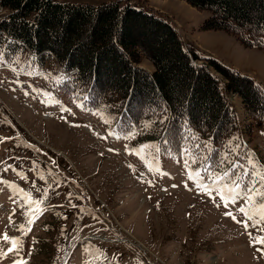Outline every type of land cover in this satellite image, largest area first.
Returning <instances> with one entry per match:
<instances>
[{
	"label": "rangeland",
	"instance_id": "obj_1",
	"mask_svg": "<svg viewBox=\"0 0 264 264\" xmlns=\"http://www.w3.org/2000/svg\"><path fill=\"white\" fill-rule=\"evenodd\" d=\"M129 2L167 19L189 51L241 60L264 81V51L224 29H204L209 11L186 0ZM7 11L0 6V18ZM130 21L127 36L150 52L162 31ZM13 62L0 56V237L10 238L0 239V264H264V244L253 239L264 237V220L239 211L264 205L259 197L245 201L243 190L264 170V122L240 94L225 92L241 129L226 166L217 169L204 153L160 154L152 119L127 128L106 106L88 109L60 92L49 65L38 71L25 59ZM134 64L154 71L144 56ZM101 76L114 80L102 65ZM237 177L241 187L229 193Z\"/></svg>",
	"mask_w": 264,
	"mask_h": 264
},
{
	"label": "trees",
	"instance_id": "obj_2",
	"mask_svg": "<svg viewBox=\"0 0 264 264\" xmlns=\"http://www.w3.org/2000/svg\"><path fill=\"white\" fill-rule=\"evenodd\" d=\"M186 1L209 11L204 29H224L264 51V0ZM0 6L8 9L0 18L3 62L25 59L38 71L49 65L60 77V92L84 99L89 109L106 106L127 128L152 119L164 156L204 153L212 168L226 166L238 128L226 91L240 94L255 120L264 122V88L212 56L187 50L174 26L152 10L129 0H0ZM131 19L162 31L150 52L127 36ZM142 56L154 65L152 73L134 64ZM101 65L113 71V81L101 79Z\"/></svg>",
	"mask_w": 264,
	"mask_h": 264
},
{
	"label": "snow or ice",
	"instance_id": "obj_3",
	"mask_svg": "<svg viewBox=\"0 0 264 264\" xmlns=\"http://www.w3.org/2000/svg\"><path fill=\"white\" fill-rule=\"evenodd\" d=\"M261 43H264V41H261ZM250 163H252V162L250 161ZM237 167H239V165H237ZM225 175H227V173H225ZM243 175H251V173L250 172L243 173ZM258 175H259V180L255 184L251 185L250 187L245 186V188L243 189L247 193V195L244 197L245 201H252L256 197H259L261 200H264V170H262ZM190 178H191V174H190ZM222 179H223V177L218 176L216 178L215 182H219ZM240 187L241 186L239 184V177H237L235 180L232 181V186L230 188H228V192L229 193L236 192V190L239 189ZM217 191L221 195V199L225 200V207H227V199H226L224 193L221 192L220 189H217ZM231 199L233 202H235V196H232ZM37 203H39V201H37ZM239 211L245 217H248L249 219H251L252 215L258 214L261 216V219L264 220V205H261V210L259 212H255V213H250L245 207H240ZM225 214L228 216H231V218L233 220L236 219V217L232 216V213H230V212H226ZM238 223L244 224L245 228H247L249 226L243 220L238 221ZM258 223H260V221H258ZM261 231H264V228H262ZM0 239H2L5 242L10 240V238L7 236V234H4L2 237H0ZM253 239L256 243L264 244V237L253 238ZM12 244H13V246H15L17 244V241L12 240ZM8 251H13V248H9ZM3 254L6 255L7 253H3ZM14 264H15V262H14Z\"/></svg>",
	"mask_w": 264,
	"mask_h": 264
},
{
	"label": "crops",
	"instance_id": "obj_4",
	"mask_svg": "<svg viewBox=\"0 0 264 264\" xmlns=\"http://www.w3.org/2000/svg\"><path fill=\"white\" fill-rule=\"evenodd\" d=\"M209 55V54H208ZM213 56V55H212ZM216 59L220 60L221 62H223L226 65H230L232 67H234L235 69L241 71L242 73L248 74L251 77H253L259 84H261L264 87V81L261 78H257L256 75L254 74V72H252L253 75L250 74V71L247 70V68L249 69V65H245V66H241V64H243L241 60H233V59H228L225 57L220 58L219 55L213 56Z\"/></svg>",
	"mask_w": 264,
	"mask_h": 264
}]
</instances>
